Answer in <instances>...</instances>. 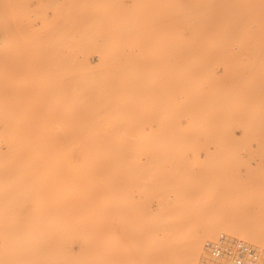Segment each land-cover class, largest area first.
I'll return each mask as SVG.
<instances>
[{"label": "rangeland", "instance_id": "1", "mask_svg": "<svg viewBox=\"0 0 264 264\" xmlns=\"http://www.w3.org/2000/svg\"><path fill=\"white\" fill-rule=\"evenodd\" d=\"M223 217L261 241L194 264L264 254V0H0V264H174Z\"/></svg>", "mask_w": 264, "mask_h": 264}, {"label": "bare ground", "instance_id": "2", "mask_svg": "<svg viewBox=\"0 0 264 264\" xmlns=\"http://www.w3.org/2000/svg\"><path fill=\"white\" fill-rule=\"evenodd\" d=\"M84 157H86L87 158V156H84ZM84 159V158H83ZM91 160V159H90ZM72 167H74V166H72ZM95 168V167H94ZM97 168V167H96ZM96 168L94 169L95 170V172H97V170H96ZM80 169V168H79ZM72 170V169H71ZM73 170H74V168H73ZM92 170V169H91ZM101 170V169H100ZM114 171V169H110V172L111 171ZM76 171H78L77 169H76ZM82 171H83V169H82ZM85 171V170H84ZM106 171V170H105ZM105 171H103V172H105ZM108 171V170H107ZM112 171V172H113ZM90 172H92V171H90ZM102 172V171H101ZM111 172V173H112ZM79 173V172H78ZM99 173V172H98ZM110 173V174H111ZM87 174H89V173H87ZM97 174V173H96ZM109 175V174H108ZM68 176V175H67ZM88 176V175H87ZM106 176V175H105ZM68 178V177H67ZM76 178H77V176H76ZM106 177H104V179H105ZM69 179V178H68ZM85 179V178H84ZM86 179H87V177H86ZM104 180L103 178H100L99 180ZM107 181L106 180H104L107 184H109V186L111 187V185H113L112 184V182L114 183V181L113 180H115V177H113V176H107ZM72 181H75V179L74 180H72ZM67 182H69L68 180H67ZM100 182H102V181H100ZM73 183V182H72ZM77 183H80V185H81V187L82 188H84L83 186H82V183L81 182H77ZM98 183V182H97ZM97 183H95V185L97 184ZM85 183H83V185H84ZM88 184V183H87ZM70 186V183H67V186ZM79 185V184H78ZM78 185H76L75 186V184H73V186L74 187H76V189L78 188ZM90 185V184H89ZM88 185V186H89ZM94 185V186H95ZM103 185H104V183H103ZM118 185V184H117ZM68 186V187H69ZM71 186H72V184H71ZM72 186V187H73ZM105 186V185H104ZM116 186V185H115ZM72 187H70V189L72 188ZM74 187H73V189H74ZM80 187V188H81ZM96 187V186H95ZM94 187V188H95ZM110 187H108V188H110ZM114 187V186H113ZM112 187V188H113ZM67 188V187H66ZM80 188H78V190L80 191ZM88 188V187H87ZM93 188V189H94ZM101 188V187H100ZM108 188H106L105 187V190L107 191L108 190ZM90 189H92V186H90ZM67 190V189H66ZM82 190V189H81ZM84 190H86V188L84 189ZM102 190V189H101ZM113 190V189H112ZM69 190H67V194H66V197H67V195L69 194V192H68ZM72 191V190H71ZM70 191V192H71ZM74 191V190H73ZM77 191V190H76ZM87 191V190H86ZM86 191L84 192L83 191V194L84 195H86L87 193H86ZM97 191V190H96ZM109 191V190H108ZM75 192V191H74ZM78 192V191H77ZM92 191H90V193H91ZM111 192V191H110ZM108 193V192H107ZM115 193V192H114ZM117 193V192H116ZM116 193H115V195H116ZM76 194V193H75ZM81 194H82V192H81ZM82 194V197L84 196ZM103 194V193H102ZM106 194V193H105ZM109 194V193H108ZM72 195V194H71ZM96 195H97V193H96ZM107 195V194H106ZM105 195V196H106ZM89 196V195H88ZM88 196H86V197H88ZM109 196H110V194H109ZM117 196V195H116ZM121 196V195H120ZM73 197V196H72ZM104 197V194H103V196H102V198ZM107 197V199H109L108 198V195L106 196ZM105 197V198H106ZM112 197H113V194H112ZM115 197V196H114ZM114 197H113V199H114ZM111 198V197H110ZM117 198V197H116ZM120 198H123V197H120ZM70 199V198H69ZM72 199H74V198H72ZM83 199V198H82ZM82 199H81V201H82ZM84 199H85V197H84ZM86 199H88V198H86ZM90 199V198H89ZM84 201V200H83ZM80 202V201H79ZM72 205V204H71ZM74 205V204H73ZM79 206H81L80 204H79ZM71 207V206H70ZM70 207H69V209H70ZM73 207V206H72ZM80 208V207H79ZM74 209V208H73ZM69 211H72L71 209L69 210ZM74 211V210H73ZM77 211H79V212H81V208H80V210L78 209ZM79 212H76V213H79ZM71 213V212H70ZM77 223V225H79V221H77L76 222ZM76 223H75V225H76ZM230 222H227L226 221V219L223 217V218H214L211 222H207L203 227H201L200 228V230H198L197 228H196V232H194V233H189V234H191L189 237L187 236L186 238H189L188 239V241H187V239L185 238V240H186V243H187V245L186 244H184L183 242L185 241H183L182 242V245H181V248H176V249H174L173 251L174 252H172V254L173 255H175L176 256V254H178L179 252H180V250L182 249V250H184L183 251V253H179L178 255L179 256H177V258H179V259H177V261L175 262L176 264H194L195 263V261H196V259H197V257L199 256V254H201L200 252H201V249H202V247H203V239H204V237H206V236H208V235H210V234H213L216 230H218V229H223V230H227V231H233V232H237V233H239L241 236H243V237H246V238H248V239H251V240H253V241H256V242H259V241H261V238H260V236H259V233L257 234L256 232H259V231H250L249 229H247L245 226H235V225H233V224H229ZM73 224V223H72ZM72 224L70 225V228H71V230H72ZM74 225V224H73ZM81 226V225H80ZM76 227V226H75ZM77 227H79V226H77ZM68 228H69V226H68ZM74 228V227H73ZM80 228V227H79ZM77 229V228H76ZM80 230V229H79ZM68 232H70V230L68 229ZM72 232V231H71ZM71 234V233H70ZM261 235V234H260ZM74 244V243H73ZM183 244H184V247L185 246H187L186 248H184L183 247ZM73 246V245H72ZM184 249H183V248ZM73 249V247L71 248V250ZM78 249V248H77ZM76 249V250H77ZM80 250H81V248H79ZM186 249V250H185ZM172 250V249H171ZM176 250L177 251H179L178 253L176 252ZM182 250H181V252H182ZM73 251H74V249H73ZM82 252V251H81ZM80 252V253H81ZM78 255H79V253H77ZM77 254H75L74 256H77ZM165 254V253H164ZM82 255V253L79 255L80 257H82L81 256ZM166 255V254H165ZM73 256V259L72 260H75L76 258ZM78 257V256H77ZM80 259V258H79ZM76 262L75 263H79V262H82L81 260L79 261V262H77V260H75ZM74 263V264H75ZM174 263V264H175ZM73 264V263H72ZM79 264H81V263H79ZM154 264V263H153ZM199 264V263H198Z\"/></svg>", "mask_w": 264, "mask_h": 264}, {"label": "built area", "instance_id": "3", "mask_svg": "<svg viewBox=\"0 0 264 264\" xmlns=\"http://www.w3.org/2000/svg\"><path fill=\"white\" fill-rule=\"evenodd\" d=\"M210 264H258L264 255L257 247L242 239H231L224 233L204 242Z\"/></svg>", "mask_w": 264, "mask_h": 264}]
</instances>
